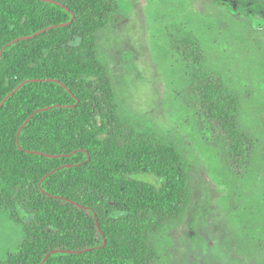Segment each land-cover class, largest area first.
<instances>
[{"label": "trees", "instance_id": "1", "mask_svg": "<svg viewBox=\"0 0 264 264\" xmlns=\"http://www.w3.org/2000/svg\"><path fill=\"white\" fill-rule=\"evenodd\" d=\"M119 11L118 0H0V206L25 232L5 264H143L152 235L191 204L182 149L121 132L114 115L98 36ZM182 52L197 69L194 107L242 172L252 145L239 96L197 45ZM115 141V155L96 150Z\"/></svg>", "mask_w": 264, "mask_h": 264}, {"label": "rangeland", "instance_id": "2", "mask_svg": "<svg viewBox=\"0 0 264 264\" xmlns=\"http://www.w3.org/2000/svg\"><path fill=\"white\" fill-rule=\"evenodd\" d=\"M118 1L98 47L110 64L120 131L180 147L193 194L152 235L143 264H264V0ZM189 42L239 96V127L252 145L242 172L194 107L197 69L182 52ZM116 142L96 150L115 155ZM24 235L0 206V264Z\"/></svg>", "mask_w": 264, "mask_h": 264}]
</instances>
